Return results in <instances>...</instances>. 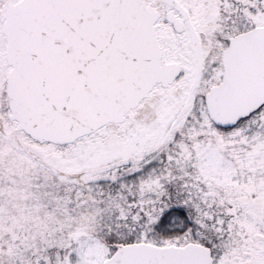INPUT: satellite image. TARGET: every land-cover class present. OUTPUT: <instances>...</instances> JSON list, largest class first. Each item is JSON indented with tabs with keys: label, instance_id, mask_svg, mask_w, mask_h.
<instances>
[{
	"label": "rangeland",
	"instance_id": "obj_1",
	"mask_svg": "<svg viewBox=\"0 0 264 264\" xmlns=\"http://www.w3.org/2000/svg\"><path fill=\"white\" fill-rule=\"evenodd\" d=\"M177 1L197 28L205 57L187 112L170 129L189 92L193 56L187 30L178 34L161 17L156 33L165 38L162 62L178 63L181 74L150 92L158 99L151 117L137 118L132 110L124 122L63 146L36 142L8 119L1 89L10 67L0 20V264H103L129 243H198L217 249L213 264H264V245L252 247L244 240L264 233L254 196L264 195V106L222 130L209 120L203 100L219 80L221 50L234 35L264 25V11L246 5L230 19V0ZM1 133L12 134V140ZM135 176L137 182H130ZM228 198L236 199L231 211L224 207ZM172 208L182 211L179 222L168 216ZM159 222L171 236L152 230Z\"/></svg>",
	"mask_w": 264,
	"mask_h": 264
},
{
	"label": "water",
	"instance_id": "obj_2",
	"mask_svg": "<svg viewBox=\"0 0 264 264\" xmlns=\"http://www.w3.org/2000/svg\"><path fill=\"white\" fill-rule=\"evenodd\" d=\"M178 10L190 31L194 78L202 69L198 37L188 12ZM159 13L143 0H6L0 7L9 120L36 142L67 145L125 115L156 84L170 85L178 63H162L156 36ZM165 18L176 31L182 22ZM220 82L204 97L210 121L236 125L264 104V25L231 37L221 53ZM182 108L177 120L185 111ZM54 172L55 170L51 168ZM103 264H212L208 247L120 245Z\"/></svg>",
	"mask_w": 264,
	"mask_h": 264
},
{
	"label": "flooded vegetation",
	"instance_id": "obj_3",
	"mask_svg": "<svg viewBox=\"0 0 264 264\" xmlns=\"http://www.w3.org/2000/svg\"><path fill=\"white\" fill-rule=\"evenodd\" d=\"M145 2V1H144ZM160 2L161 3H159L158 5H156V6H153V5H150V4H147V5H149V6H152L158 13H159V16H158V19H157V21H156V30H157V28L159 27V24H157V22H158V20L161 18V17H163V19L171 26V28L176 32V33H178V34H181L185 29L187 30V32H188V36H189V41H190V49H191V39H190V31H189V28H188V25L186 24V21L182 18V16L180 15V13H179V11L178 10H175L174 8H172L171 6H169V5H167L163 0H160ZM146 3V2H145ZM180 5H181V3H179ZM181 7H183L182 5H181ZM184 8V7H183ZM185 9V8H184ZM162 10V11H161ZM170 11H173V15L174 16H170V18H174V19H178L179 21H181L182 22V29H181V31H176L174 28H173V25H172V23H170L166 18H165V16H166V14L168 13V12H170ZM187 11V10H186ZM188 12V11H187ZM188 18H189V21H190V24L192 25V28H193V30H194V32L196 33V35H197V37H198V41H199V43H200V50H201V55H202V69H201V72H200V75H199V79H198V84H197V87L199 86V84H200V81H201V79H202V74H203V71H204V63H205V57H204V52H203V45H202V43H201V41H200V36H199V33H198V30H197V28L195 27V25H194V23H192V20L190 19V16H189V13H188ZM164 37H157V40H158V43H159V45H160V42H164ZM228 43V42H227ZM226 46H227V44H226ZM225 46V47H226ZM224 47V48H225ZM161 48V47H160ZM223 48V49H224ZM223 49L221 50V52H220V56H219V63H220V68H221V74H220V76H219V80H218V82H216L215 84H212L209 88H208V90H207V92L210 90V88H212L213 86H215V85H217L218 83H219V81H220V79H221V76H222V72H223V68H222V64H221V53H222V51H223ZM192 52V51H191ZM161 53H162V49H161ZM193 56V55H192ZM216 64V63H215ZM213 65V64H212ZM211 65V66H212ZM214 67H216V65L214 66ZM7 73H8V71H7ZM7 73L5 72V75L7 76ZM181 74V71H180V73H179V75ZM179 75H178V77H179ZM6 76H5V79H4V83H3V89H1V93H2V95L4 96V98H5V102H6V108H7V99H6V96H5V93H4V88H5V82H6ZM178 77H176V79L178 78ZM193 78H194V65H193ZM193 78H192V81H193ZM175 79V80H176ZM174 80V81H175ZM173 81V82H174ZM172 82V83H173ZM171 83V84H172ZM192 83V82H191ZM170 84V85H171ZM155 86H161L162 88H166V87H168V86H162L161 84H156ZM154 86V87H155ZM154 87L152 88V90L154 89ZM196 87V88H197ZM195 88V89H196ZM194 89V90H195ZM151 90V91H152ZM150 91V92H151ZM150 92L148 93V95L146 96V97H144L139 103H138V105L134 108V109H132V110H137V118H141V117H143V116H146L147 118H149V117H151V115L153 114L152 112H153V110H154V108H155V105H156V102L158 103V99L155 97V96H150ZM207 92L203 95V100H204V97H205V95L207 94ZM193 93H194V91H193ZM193 93H192V97H193ZM187 96H188V94H187ZM192 97H191V99H192ZM191 99H190V102L186 105V101H185V104L181 107V109L179 110V112H178V114L180 113V111L182 110V108H186L185 109V111L183 112V114L181 115V117L177 120V116H178V114L176 115V117H175V120H174V122H173V124H172V126H171V128L170 129H172V127L173 126H175L176 125V123L183 117V115L187 112V110H188V107L190 106V103H191ZM186 100H187V98H186ZM264 106V105H263ZM263 106H261L259 109H257L255 112H253V113H251L248 117H246L245 119H243V120H247V119H249L251 116H253V115H255V113L256 112H258L261 108H263ZM8 109V108H7ZM132 110H130V111H132ZM129 111V112H130ZM129 112L126 114V116L129 114ZM126 118V117H125ZM11 122H13L12 120H10ZM242 121V120H241ZM240 121V122H241ZM124 122V121H123ZM240 122H238L235 126H237ZM110 124H114L115 125V123H109V124H107V125H110ZM106 125V126H107ZM234 127V126H233ZM233 127H230V128H233ZM230 128H225L226 130L227 129H230ZM18 131V130H17ZM1 136L4 138V139H6V140H12V138H13V135L12 134H9V135H5V134H3V133H1ZM17 142V141H16ZM18 149L20 150V151H23V152H25V154L28 156V157H30V158H34L35 156L33 155V154H31V152H30V150L28 149V148H23L21 145H18ZM39 162H41L43 165H46V163L45 162H43V160L41 159V158H38L37 159ZM51 167L49 166V169H50ZM53 173V172H52ZM54 174H59V171H55L54 172ZM242 176V175H241ZM250 193V192H249ZM208 198L207 199H211V197H212V195L210 194H208V193H206L205 194ZM248 196H251L250 194H248ZM247 196V197H248ZM254 196H255V198H256V203H255V205H256V208L258 207V208H260L261 209V212H262V215H264V195L263 194H259V193H255L254 194ZM224 199V198H223ZM252 199V198H251ZM233 201V202H232ZM242 201V199H240L238 202H241ZM228 202L230 203V204H228V205H224V207L226 208V210L227 211H231L232 209H234V208H236L237 207V205H233V203H235L236 202V199H234V200H232V199H230L229 200V198H228ZM247 202H251V200L248 198V201ZM232 207V208H231ZM239 207V206H238ZM231 208V209H230ZM262 220H263V224H264V217L262 218ZM228 224H226V222H225V226L226 227H229V226H227ZM263 229H264V226H263ZM245 241H246V243L249 245V246H252V247H256V246H260V248H261V246H263L264 245V233H261V232H255L254 234H253V237H247V239H244ZM209 248V250H210V255H211V259H212V264H213V256H214V254L216 253L215 252V250H217V249H215L214 247L212 248V247H208Z\"/></svg>",
	"mask_w": 264,
	"mask_h": 264
},
{
	"label": "trees",
	"instance_id": "obj_4",
	"mask_svg": "<svg viewBox=\"0 0 264 264\" xmlns=\"http://www.w3.org/2000/svg\"><path fill=\"white\" fill-rule=\"evenodd\" d=\"M247 2H246V4H243L242 5V3H240L239 2V4L236 2V0H230V3L232 4V9L227 13V15L226 16H229V18L230 19H234L235 17H233L232 18V16H235L236 15V13L238 14V13H240L241 11H243L242 9H245L244 8V6H255L256 7V9H259L260 11H264V0H246ZM246 6V7H247ZM234 10H236V13H235V11ZM250 11H253V10H250ZM234 12V13H233ZM239 25V24H238ZM242 121H244V120H242ZM241 121V122H242ZM240 122V123H241ZM220 129H222V128H220ZM222 130H226V129H222ZM165 158V157H164ZM161 160L162 159H158L157 160V162H155L156 164L154 165L155 167H154V170L156 171V170H158L159 169V166H161ZM130 182H132V183H135V182H137V176H135V178L134 179H130L129 180ZM125 186V185H124ZM176 209V210H175ZM171 213H175V214H171V213H169L168 214V216H176L177 218L179 217V218H182L184 215H183V213H182V211L180 210V208H172L171 209ZM165 216H167V212L165 213ZM179 218L177 219L178 220V222H179ZM187 224V223H186ZM191 225V223H188V225ZM192 226V225H191ZM163 225H162V222H159L158 224H155V225H153V229L152 230H155V231H159V232H162L163 234H165L166 236H171L172 235V232L170 233L169 231H170V229L169 230H166V231H164L163 230ZM172 229H174V230H176L177 228H172ZM185 229V224H184V226L181 228V231H183ZM180 232V230H176L175 231V235L176 234H180L179 233ZM174 235V236H175ZM153 237L154 236H151V239L153 240ZM154 238H156V240L157 241H159L158 243H156V244H162V243H164V241H161V240H159L160 238H157V237H154ZM171 239H173V238H171ZM170 239V240H171ZM166 242H171V241H166Z\"/></svg>",
	"mask_w": 264,
	"mask_h": 264
},
{
	"label": "bare ground",
	"instance_id": "obj_5",
	"mask_svg": "<svg viewBox=\"0 0 264 264\" xmlns=\"http://www.w3.org/2000/svg\"><path fill=\"white\" fill-rule=\"evenodd\" d=\"M6 73H7V71H6Z\"/></svg>",
	"mask_w": 264,
	"mask_h": 264
}]
</instances>
